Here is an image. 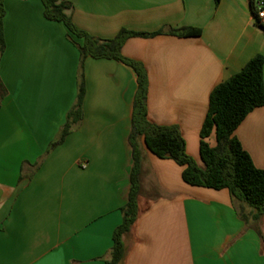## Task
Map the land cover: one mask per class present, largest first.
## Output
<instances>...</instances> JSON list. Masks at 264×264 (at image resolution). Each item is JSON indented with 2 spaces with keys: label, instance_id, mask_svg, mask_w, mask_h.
<instances>
[{
  "label": "crops",
  "instance_id": "1",
  "mask_svg": "<svg viewBox=\"0 0 264 264\" xmlns=\"http://www.w3.org/2000/svg\"><path fill=\"white\" fill-rule=\"evenodd\" d=\"M76 25L111 38L122 28L192 26L200 35L132 36L128 58L149 76V118L177 124L199 163L200 131L213 88L257 54L264 22L253 0H71ZM6 49L0 78V264H106L123 221L134 164L132 129L138 75L114 58L84 60L82 119L58 145L77 102L81 54L42 0H5ZM264 168V105L234 132ZM216 145V134L209 137ZM143 151L139 212L123 237L121 264H264V215L228 188L192 185L183 166ZM247 215L246 220L242 215Z\"/></svg>",
  "mask_w": 264,
  "mask_h": 264
},
{
  "label": "trees",
  "instance_id": "2",
  "mask_svg": "<svg viewBox=\"0 0 264 264\" xmlns=\"http://www.w3.org/2000/svg\"><path fill=\"white\" fill-rule=\"evenodd\" d=\"M254 1V0H253ZM45 16L63 22L68 36L80 50L81 69L77 102L67 115L61 134L51 146L61 143L73 126L83 116V100L86 93L84 60L114 58L131 66L138 75V88L134 100L132 129L129 136L133 147L134 164L131 171V189L128 202L122 207L123 221L113 235V245L106 264H121L127 253L124 235L128 233L138 217L139 194L143 151L140 139L144 137L147 147L161 158H172L183 166V179L192 184L217 189L228 188L235 201H243L254 208L252 219L260 221L264 215V168L255 165L249 152L243 147L234 132L245 117L256 107L264 105V55L257 54L228 79L216 85L209 100V107L200 131L199 163L187 151V142L177 124H159L149 118V76L143 62L128 58L122 52L126 40L132 36H155L171 33L179 36L200 35L201 29L192 26L162 28L157 31H136L122 28L116 36L102 38L79 28L69 14L71 0H42ZM217 3L220 0H216ZM5 0H0V57L6 49ZM8 89L0 78V105ZM215 132L216 145L209 137ZM248 220V216L241 213Z\"/></svg>",
  "mask_w": 264,
  "mask_h": 264
},
{
  "label": "built area",
  "instance_id": "3",
  "mask_svg": "<svg viewBox=\"0 0 264 264\" xmlns=\"http://www.w3.org/2000/svg\"><path fill=\"white\" fill-rule=\"evenodd\" d=\"M253 9L258 23L264 22V0H254Z\"/></svg>",
  "mask_w": 264,
  "mask_h": 264
}]
</instances>
